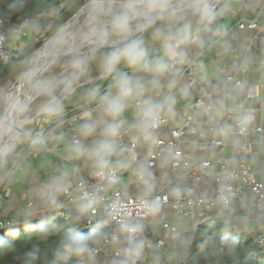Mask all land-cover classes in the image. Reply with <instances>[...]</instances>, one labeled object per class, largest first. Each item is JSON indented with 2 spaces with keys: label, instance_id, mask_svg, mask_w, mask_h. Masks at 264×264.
I'll use <instances>...</instances> for the list:
<instances>
[{
  "label": "crops",
  "instance_id": "0c3cea01",
  "mask_svg": "<svg viewBox=\"0 0 264 264\" xmlns=\"http://www.w3.org/2000/svg\"><path fill=\"white\" fill-rule=\"evenodd\" d=\"M67 1L60 0L48 10L23 19L20 24L26 32L24 37H20L15 25L7 34V48L10 51L15 49L18 41L24 42L29 48L28 54L21 60L28 62V69L16 78L11 87L30 79L45 43L39 45L43 41L38 35L40 29H49L54 18L60 20L59 16L64 17L68 11L74 8L78 10L81 4L92 0H84L81 4L77 0L76 6L73 7V4L71 9L64 7ZM95 3L117 4L110 0H96ZM156 5H161L157 9L160 12L169 10L145 30L142 29L130 42L133 32H123L122 35L117 33L119 36L110 32L109 43L105 45L99 42L96 46L93 64L85 72L87 78L70 90L67 89L68 82L61 90L66 92L64 99L46 116L37 119V127L40 124L45 126L47 134L34 147L31 161L33 164V159L37 157L41 167L48 160L47 166L40 173L34 164H28V154H21L19 164L10 168L0 185V219L28 224L46 217L50 213V199L64 202L66 188L74 189L78 180H86L93 170L107 164L125 170L118 187L129 194L152 196L163 192L171 199L185 194L203 197L208 201L218 189L212 177L221 174L224 169L228 172L235 170L240 162L237 142L245 146L244 157L251 171L264 181V145L260 141L261 134L251 131L239 136L232 131L235 128L232 121L236 120H242L249 127L264 125V0H182L176 3L159 2ZM177 9L183 13L175 15L169 24L151 31L156 22ZM255 14L258 16L257 29L237 27L239 19L250 18ZM44 15L48 16L46 25L41 23ZM82 22L79 19L77 24ZM71 31L69 35L73 36L72 41L77 46H84L85 39L93 32L87 30L78 38L85 30ZM10 34L14 37H10ZM133 45H138L144 51V56L135 64L129 63V58L124 55ZM84 51L75 47L70 54L82 52L81 59ZM151 53L155 54L151 56ZM113 54L120 58L112 71L106 72L105 66ZM198 56L204 61L200 76L195 77H200L198 85L186 84L187 77L181 76L172 63ZM7 74L0 77V87L7 84L4 79ZM111 74L117 75V79L104 86V79ZM228 75L238 78L240 83L228 81ZM121 81H127L126 88L130 89L127 94ZM61 82L64 81L53 82V86L45 93ZM78 91L82 94L76 97ZM198 98L204 99L212 109L200 108L192 124L197 132H209L210 137H220L221 130L226 131L223 165L218 161L216 146L207 143L208 139L198 133L182 139L180 148L190 157L193 170L202 168L203 161L209 159V177L194 180L181 176L180 170L170 167L171 156L168 152H163L155 165L148 166L147 143L154 137L168 138L170 131L179 126L189 106ZM156 112L166 114L167 121L156 131H150L147 123ZM226 113L232 121L225 118ZM114 119H122L119 127H129L132 134L130 141L136 143V161L131 159L129 150L121 151L119 141L115 138L116 131L111 125ZM223 119L228 121V125L220 124ZM202 143H206V147H202ZM135 167L142 171V180L136 181L133 176L131 169ZM225 180L231 185L236 183L233 178ZM68 206L72 220L65 222L79 231L82 229L85 209L79 203ZM203 211L201 208H193L191 217H182L166 206L152 213L146 220L136 223L143 239H165L162 250L148 249L140 244L136 264H154L166 260H170L171 264L179 263L186 256L192 225L202 218V214L222 217L237 233H246L254 238L258 233L264 234V203L258 207L251 194L237 197L227 206L218 203L209 211ZM95 222L108 230L112 226L103 211L96 216ZM163 223L175 225L176 234H165ZM121 232L98 255L88 259L86 264H132L129 255L131 245L125 232ZM116 251L125 254L115 256Z\"/></svg>",
  "mask_w": 264,
  "mask_h": 264
},
{
  "label": "built area",
  "instance_id": "2783aa9c",
  "mask_svg": "<svg viewBox=\"0 0 264 264\" xmlns=\"http://www.w3.org/2000/svg\"><path fill=\"white\" fill-rule=\"evenodd\" d=\"M211 19V17L209 18ZM21 23V22H20ZM14 24L20 34V37H24L26 32L22 30L21 24ZM9 19L0 16V59L4 66H10L20 59L25 57L28 53V46L18 41L14 50L10 51L7 48V34L12 30L14 26ZM238 28H258V16L248 18H241L237 22ZM44 29L41 28L40 32ZM47 30L45 31L46 34ZM183 69L181 76H185L191 81L195 80V77L200 76L199 73L204 67L203 58L198 56L190 61L182 62ZM174 65V63H172ZM228 81L240 83V80L236 77L229 76ZM200 108L205 110H211L212 106L206 103L204 99L198 98L194 103L189 106L186 114L183 116L178 127L173 128L170 131L168 138H153L147 143V159L146 164L148 166L155 165V162L163 152H168L171 156L170 166L172 169L180 170L181 175L188 174L197 179L201 177H209L211 170L209 166L211 161L209 159L203 161V167L199 170H193L190 165V157L185 154L180 148L182 139H185L187 135H196V128L192 124V120L195 114ZM230 116V115H229ZM167 116L162 112H156L152 114L148 120L147 127L150 131H156L161 125L166 123ZM235 127L238 129V133L246 135L251 131H257L261 134L262 141H264V125L258 124L255 127L247 126L242 120L235 121ZM212 128V127H211ZM211 130V129H210ZM212 131V130H211ZM209 133V132H208ZM206 132H201L198 135L209 136ZM46 127L40 124L36 129L34 135L31 137L28 148L25 154L30 155L34 152L36 144L41 143L46 138ZM226 131L221 130L220 137H212L207 143L214 144L217 148L218 161L223 165L222 156L225 149L226 142L224 138ZM202 147H206V143L201 144ZM136 143L130 142L126 147H122L123 150L131 151L135 148ZM245 146L243 144L238 147V155L240 162L233 171H226L225 169L221 174H216L217 182H219V188L212 198L208 201L203 197L196 196H183L180 195L175 199H171L168 194L163 192L155 193L152 196L132 195L118 187V182L125 173V170L121 167H117L113 164H107L99 166L93 170L86 180L80 179L77 181L74 189L66 188L64 190V202L59 203L58 200L50 199V211H55L58 216L66 222L72 220V214L68 211L69 206L75 203L81 204L84 209V219L82 222V228L90 227L96 221V216L99 212H105L107 220L112 225L107 233L103 236L102 240L95 246L89 249V254L77 255L78 264H86V261L96 255H98L104 247H106L110 241L116 237L123 230L126 235L130 247V260L132 264H136V258L140 254V244H143L148 249L162 250L165 247V239H143L141 231L136 227V223L146 220L152 213L169 206L174 212L178 213L182 217H191V211L193 208H201L205 211H209L216 204L220 203L227 206L231 199L244 196L248 193L256 197L258 204L263 203L264 199V181L258 179L251 171L250 164L245 159ZM138 156L135 154L133 160H137ZM133 176L137 180L143 179L142 171L138 168L131 169ZM235 179V185L228 184L225 179ZM226 182V183H224ZM224 183V184H222ZM222 184V185H221ZM211 218L208 215L202 214L201 219H197L199 224L201 221H205ZM18 225L13 220H0V228L14 227ZM79 225H77L78 227ZM165 234H176L177 228L175 225L169 223H163ZM255 241L262 246L264 250V234L258 233L255 237ZM123 251H116L115 256H123ZM158 264H171L170 260L165 262H157ZM177 264H192L188 259V256L181 259ZM214 264H220L215 262Z\"/></svg>",
  "mask_w": 264,
  "mask_h": 264
},
{
  "label": "trees",
  "instance_id": "16d2710c",
  "mask_svg": "<svg viewBox=\"0 0 264 264\" xmlns=\"http://www.w3.org/2000/svg\"><path fill=\"white\" fill-rule=\"evenodd\" d=\"M83 1L79 0V3ZM57 2L60 0H0V16L9 19L13 25L19 24L29 16L48 10ZM59 19L47 29L46 37L59 28L63 17L59 16ZM41 44L42 42L39 45ZM22 59L10 66H4L0 59V77L17 68ZM116 79L115 74L107 76L104 86ZM46 115L47 113L42 116ZM33 160L34 167L42 173L48 160L41 167L37 157ZM107 232L108 229L98 222L78 231L72 229L56 212L49 213L46 217L28 224L18 223L14 227L0 228V264H78L77 255L66 250L65 244L73 237L84 240L93 237L86 245L89 251ZM188 259L192 264H264V250L251 236L235 232L231 224L215 215L196 226Z\"/></svg>",
  "mask_w": 264,
  "mask_h": 264
},
{
  "label": "rangeland",
  "instance_id": "374dc122",
  "mask_svg": "<svg viewBox=\"0 0 264 264\" xmlns=\"http://www.w3.org/2000/svg\"><path fill=\"white\" fill-rule=\"evenodd\" d=\"M95 1L96 0H92L91 2L87 1V3H88L87 5H92L94 7H101L102 8V4L95 3ZM136 1H138V3L145 5L144 7L141 8V11L137 13L138 15L135 14L134 17L127 18V20H126V18L120 19L121 21L120 20L116 21L115 22L116 24L115 23H114L115 25L112 24L111 25L112 27L109 26V28H108V26L106 28L101 27L102 23L104 21L108 20L110 17L109 14H107V13H104V14L95 13L94 14L91 12H86V14H84V15L80 14L79 16L75 17V20L73 19L75 21L74 25H76L74 30H81L82 28L85 30L81 34H79L77 37H81L83 33L85 34L87 32V30H90V31L93 30V32H91L90 36H88L85 39L86 41L84 42V46H82V45L77 46L76 45L77 43H75V42L73 43V41H72L73 36L72 35L70 36L69 31H68L66 33V35L68 37L65 35V37H67V38H65L64 40L62 39L63 43L58 44L56 49H54L51 52V54L48 56L46 61L45 62L43 61L39 65V67L37 68V70H38V72H36L37 77L35 78V80L32 84L34 85V87L38 86L39 89L30 99H28L27 103L14 116V118L11 120V122L9 124L8 129L9 130L14 129L16 131L13 133V135L9 139L8 144L10 147V153L8 154L7 159L5 160L4 164L0 168V185L4 182L3 180H5V176H7L9 174L10 168H12V166L14 167V165L19 164V158H21L20 157L21 154L23 153L26 156L25 152L27 151L28 143H29L31 137L34 135L36 129H38V127L36 125V121L39 117H35V118L31 119L34 116V114L39 109H41L43 106H45L48 102H50V100L55 98L56 95L59 94V92H61V90L69 82V79H67V77H70V75L72 76L75 71H77L76 72L77 75L74 76L73 78L76 77V79L73 80L72 85H70L67 88L68 90H70L75 85L81 83L82 81H84L87 78V75L85 72L93 64L96 49L93 52L85 53L86 55H83V57L81 59H79V58L81 56V53L87 48V46L90 45L95 34L98 33L99 31L100 32L106 31V34H104V36L100 39V43L107 45L109 43V40H110V32L115 33L114 34L115 36H119L123 32L124 33L125 32H127V33L133 32L134 34L129 39V42H130L136 36H138V34L141 32L142 25L144 24V22L146 20L150 19L151 17H153L152 15L155 16L156 14H158L157 9H160L159 7L161 5H156V4L159 2H165L166 0H161V1L160 0H110V2L117 3V4H132ZM178 1H181V0H172V2H178ZM64 3H65L64 7L71 9L70 7L73 4H74L73 7L76 6L77 0H68L67 2H64ZM83 4H81L80 7ZM113 5H115V4H113ZM103 6H110V5H103ZM162 6H163V4H162ZM120 7H123V6H120ZM120 7H115V8H120ZM148 10H154V11L152 12V14H149L148 12H145ZM76 11H77V9L71 11L70 14L66 18L63 17L59 28L66 21H68L69 18ZM182 13H183V11L181 9H177L176 11L172 12L171 14H169L168 16L163 18L162 20L156 22V24L153 26L151 31L153 32L157 28H160V27H163V26L169 24L171 21H173V19L175 18V15L182 14ZM79 19L83 20V22L81 24H77V21H79ZM56 20H57V18H54V22ZM81 25H84V26L82 27ZM66 27H67V25L60 32V34L56 38H54V40H52V38L59 28L54 33H51L50 36H47V37H46L45 31L48 28H45L41 32L38 33V35L41 36L40 40H43L41 42L42 43L45 42L44 45L41 47L40 54H41L42 50L44 49L43 53L45 55L47 53L46 51L51 47L52 44L54 45V43H55L54 47L56 46L57 42L60 40V37L63 35L64 31H66L65 30ZM117 33H120V34L118 35ZM9 36L12 38L14 37L13 34H12V36H11V34ZM75 47H78V49L82 50V52L80 54L71 55L72 54L71 49L72 48L74 49ZM67 54H68V56H65ZM83 58H84V61H83ZM34 67H35V65H34ZM34 67L31 71V74L34 70ZM40 67H41V71H39ZM27 69H28V62L25 60L24 62H21L17 66V68L8 71V74L4 76V79L6 80L7 84H3L0 87V127L3 125V123H4L3 119L9 113V111L13 107H15V105L23 97V95H18L15 93L14 94H12V93L6 94V93H2V92H6L9 89L17 87L19 84L16 86H13V87H11V86L13 85V82L16 80V78H18L19 76H22ZM63 70L65 71L63 73V75L58 77L57 76L58 73L62 72ZM39 72H40V74H39ZM79 75H81V76H79ZM62 80L64 82L59 83L52 90L45 93L47 91V89L50 88V86L51 87L53 86V84L49 85V82L50 83L55 82V81L60 82ZM28 81L29 80H27L26 82H24L22 84H26ZM6 82H4V83H6ZM27 86L21 87V89H24ZM80 94H82L81 91L80 92L78 91L76 94V97ZM29 118L31 120L29 122H27V120ZM1 139H2V130H0V142H1ZM1 153L2 152L0 151V154ZM0 196H1V187H0Z\"/></svg>",
  "mask_w": 264,
  "mask_h": 264
},
{
  "label": "water",
  "instance_id": "95a60500",
  "mask_svg": "<svg viewBox=\"0 0 264 264\" xmlns=\"http://www.w3.org/2000/svg\"><path fill=\"white\" fill-rule=\"evenodd\" d=\"M137 2L138 1H136V2H134V3H132V4H115V5H110V6H102V8H106V9H112V8H115V7H120V6H128V5H134V4H137ZM87 2H85L70 18H69V20L68 21H66L57 31H56V33H55V35L53 36V38H52V40H54V38H56L59 34H60V32L64 29V27L66 26V25H68L75 17H77V16H79L83 11H84V8H86V6H87ZM169 9H166V10H164V11H162V12H160V11H158L157 10V12H158V14L157 15H155V16H153V17H151L150 19H148V20H146L145 22H144V24L142 25V29L143 30H145L147 27H149L157 18H159L160 16H162L163 14H165L167 11H168ZM154 10H148V11H145V12H148L149 14H152V12H153ZM109 17V16H108ZM125 18H127V17H125ZM125 18H117L118 20H120V19H125ZM117 19H113V18H111V17H109V19L108 20H106V21H104L103 23H102V27H104V28H106L107 26L109 27V26H111L112 24H114L116 21H117ZM47 21H48V16L47 15H44L43 16V20L41 21V23L43 24V25H46V23H47ZM103 32H98V33H96L95 34V36L93 37V40H92V42L90 43V45L86 48V50L84 51V54L85 53H87V52H93L94 50H95V48H96V46L98 45V43L100 42V39L102 38V36L101 35H103L102 34ZM51 40V41H52ZM50 41V40H49ZM48 41V42H49ZM47 42V43H48ZM54 45H55V43H54ZM54 45L52 44L51 45V47L45 52L46 54L44 55V53H42L40 56H39V58L37 59V61H36V64H35V67H34V70H33V72H32V75H31V78H30V80L28 81V83L27 84H20L18 87H15V88H12V89H9L8 91H6V92H2V93H6V94H8V93H11V92H13V91H15V90H17L18 88H21V87H24V86H27V85H29V84H31L34 80H35V78H36V70H37V68L39 67V65L51 54V52L54 50ZM191 59H181V60H178V62H174V65H173V68H175L176 70H178V73H181V71H182V69H183V63L182 62H184V61H186V62H188V61H190ZM230 75H228L227 77H226V79L229 77ZM101 77H103V75L101 76ZM200 78V77H199ZM199 78H197V79H195V80H193V81H191L190 79H188V78H186L185 80H186V84H189V83H192V84H194V85H198V83H197V81L199 82ZM76 79V77L75 78H73L71 81H69V83H68V85L67 86H70V85H72V83H73V80H75ZM66 96V92H65V90H63V91H61L52 101H50L49 103H47L45 106H43L41 109H39L35 114H34V116L31 118V119H33V118H35V117H40V116H42V115H44V114H46V113H48V112H50V111H52L53 109H55L56 107H57V105L64 99V97ZM33 99V98H32ZM195 115H197V113L195 114ZM229 114L228 113H226V115H225V118H228V120L229 121H232V119H230L229 117H227ZM121 121H122V119H114L113 121H111L112 123H111V125L114 127V130L116 131V134H115V138H116V140L117 141H119V145H120V148H121V151L123 152V151H125V150H123L122 149V147H126L127 145H129L130 144V138L132 137V134L129 132V127L128 126H125V127H119V125H120V123H121ZM233 122V124H235V121H232ZM226 123H227V125H228V121L226 120V119H223L221 122H220V124L221 125H225L226 126ZM226 128V127H225ZM229 130V129H228ZM232 131L234 132V133H236L237 135H243V134H240V133H238V129L235 127L234 129H232ZM212 137H210V136H208L207 137V139L209 140V139H211ZM224 141L227 143V135L225 136V138H224ZM260 141H261V143L264 145V141H262V137L260 138ZM237 144H238V146L239 145H241V144H243L242 142H237ZM135 151H136V148H133L130 152H131V154H132V156H131V159L133 160V158H134V155H135ZM7 157H8V153L6 154V156L3 158V159H1L0 160V168L2 167V165L4 164V162H5V160L7 159ZM33 157V154H30V155H28V164L30 165V166H32L33 164H32V161H31V158ZM171 167V166H170ZM136 168V167H135ZM133 169V168H132ZM181 176H183V177H189L190 179H194V180H197V178H195V177H190V175H188V174H183V175H181ZM188 178V179H189ZM216 182H217V179H216V177H212ZM217 184H218V188H219V182H217ZM217 191V190H216ZM248 194H250V193H248ZM247 194V195H248ZM183 196H186L185 194H182ZM253 198H254V201H255V203H256V205L259 207V205H261V204H263L264 203V199H263V203H261V204H258L256 201V197L255 196H253ZM233 199H235V198H233ZM233 199H231V201L233 200ZM230 201V202H231ZM167 207H169V206H167ZM50 213H55V211H50ZM198 225V223H197V220L194 222V224L192 225V229H191V235H190V240H189V242L187 243V249H186V256L185 257H187L188 255H189V249H190V246H191V243H192V240H193V237H194V232H195V228H196V226ZM253 239H255L254 237H252ZM185 257H183V258H185ZM136 260V259H135Z\"/></svg>",
  "mask_w": 264,
  "mask_h": 264
},
{
  "label": "bare ground",
  "instance_id": "6f19581e",
  "mask_svg": "<svg viewBox=\"0 0 264 264\" xmlns=\"http://www.w3.org/2000/svg\"><path fill=\"white\" fill-rule=\"evenodd\" d=\"M161 1V0H160ZM182 1V0H181ZM181 1H178V2H181ZM208 1V0H207ZM165 2H170L172 3V0H166ZM176 3V2H174ZM103 6V5H102ZM145 5L144 4H141V3H138L137 4H134V5H128V6H123V7H120V8H112V9H106V8H101V7H94L92 5H87L86 8H84V11L81 13V14H86V12H91V13H98V14H104V13H107L109 14V16L113 19H117V18H132L134 17V15H138L137 13L141 11V8L144 7ZM97 15V14H96ZM157 15V14H156ZM154 16V15H152ZM126 18V20H127ZM75 20V18H74ZM72 20L68 25L67 27L65 28L66 31H64L63 35L60 37V40L57 42L56 46L54 47V49H56V47L58 46V44L61 42V40L63 39V37H65L66 33L69 31V30H74L76 25L75 24V21ZM118 21V19H117ZM121 21V20H120ZM123 21V20H122ZM96 22V21H95ZM119 23V22H118ZM116 24V23H115ZM114 24V25H115ZM82 27L84 25H81ZM102 27V26H101ZM112 27V26H110ZM109 28V27H108ZM107 28V29H108ZM104 29V28H103ZM111 29V28H110ZM71 31V32H72ZM103 31V30H102ZM103 35H101L102 37L104 36V34H106V31L102 33ZM67 36V35H66ZM68 37V36H67ZM66 37V38H67ZM79 38V37H78ZM78 41V40H77ZM44 50V49H43ZM43 50L41 52V54L43 53ZM59 53V52H58ZM57 53V54H58ZM40 54V55H41ZM86 55V54H84ZM59 56V55H58ZM48 58V57H47ZM46 58V59H47ZM46 59L44 60V62L46 61ZM83 61H84V58H83ZM79 66V65H78ZM39 71H41V67L39 69ZM38 72V70L36 71ZM77 71L74 72V74L70 77H67V79H69V81L77 75L76 73ZM80 72V71H79ZM36 74V77H37V73ZM40 74V72H39ZM31 78V77H30ZM30 80V79H29ZM34 82V81H33ZM32 82V83H33ZM57 82V81H55ZM28 83V82H27ZM26 83V84H27ZM29 84L26 88L24 89H21V88H18L17 90L11 92L12 94H18V95H23L22 99L15 105V107H13L9 113L6 115V117L3 119V125L0 127V130H2V139H1V142H0V151L2 152L0 154V160L3 159L6 154L10 153V147H9V139L10 137L13 135V133L16 131L14 129L12 130H9V124L11 122V120L14 118V116L21 110V108L27 103L28 99H30L39 89L38 86H35L33 84ZM51 84H54L53 82L50 83L49 82V85ZM20 85V84H19ZM18 85V86H19ZM48 85V86H49ZM17 86V87H18ZM47 87V86H46ZM42 88V87H41ZM29 112V111H28ZM31 119L29 118L27 120V122H29ZM26 122V123H27ZM11 126V125H10ZM13 127V126H12ZM15 127V126H14Z\"/></svg>",
  "mask_w": 264,
  "mask_h": 264
},
{
  "label": "clouds",
  "instance_id": "9594fccd",
  "mask_svg": "<svg viewBox=\"0 0 264 264\" xmlns=\"http://www.w3.org/2000/svg\"><path fill=\"white\" fill-rule=\"evenodd\" d=\"M124 55L129 58V63L135 64L144 56V51L143 49L139 48L138 45H133L130 49L126 50ZM119 58V55L113 54L105 66V71L111 72L114 64L118 62ZM120 83L121 86L125 88V94H127V92L130 91V89L126 88L127 81H121ZM92 240L93 237L88 238V240H84L79 237H73L67 244H65V248L69 252H73L76 255L89 254L86 245Z\"/></svg>",
  "mask_w": 264,
  "mask_h": 264
}]
</instances>
